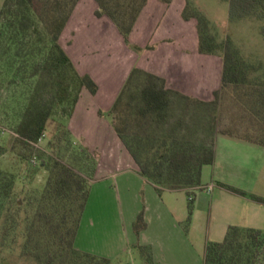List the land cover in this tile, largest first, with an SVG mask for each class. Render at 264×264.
I'll use <instances>...</instances> for the list:
<instances>
[{
	"label": "trees",
	"instance_id": "1",
	"mask_svg": "<svg viewBox=\"0 0 264 264\" xmlns=\"http://www.w3.org/2000/svg\"><path fill=\"white\" fill-rule=\"evenodd\" d=\"M95 1L98 5L95 15L98 18H109L133 51L141 53L154 49L153 46L143 48L130 41L136 22L149 0ZM160 1L171 4L173 0ZM225 1L229 3L230 20L252 17L264 20V9L260 6L262 0ZM79 2L80 0H5L0 11V45L4 48L2 57L7 58V74L13 75L9 83H17L18 78L24 81L26 77L23 75L26 73H29L30 78H38L29 103L21 112L15 128L17 142L23 146L34 149L33 145L44 137L49 120L60 109V117L62 120L67 118V123H60L58 130L66 137L64 140L68 143L67 151H70L74 142L68 121L74 113L81 92L83 89H87L92 95L98 92L97 83L89 75L78 72L60 42ZM187 8L188 3L183 17L190 20L185 13ZM261 34L264 36V24ZM199 50L206 55L215 53L205 49L200 39ZM238 65L237 51L231 40H226L223 46L221 88H226L227 76ZM42 88L47 91L46 98L40 93ZM219 94V90L214 92L217 99ZM126 98H130V103L125 102ZM175 98L186 105H217V102L206 103L168 88L164 78L135 67L108 115L118 137L137 163L141 176L153 184L159 194L165 190L186 191L189 222L194 195L190 190L202 187L203 169L214 163L216 139L213 147L209 148L206 144L199 145L180 137L171 130L158 128L166 120L167 111ZM100 115L103 113L100 112ZM261 131L263 134L256 138L240 136L232 130H223L218 134L264 148V125ZM84 148L82 151L86 154L91 152L86 146ZM76 156L79 154L75 152L72 158L75 159ZM92 157L94 175L98 154L94 153ZM40 166L50 172L47 186L41 195L31 196L32 199L26 206L16 197L15 179L0 172V225L4 222L7 231L17 232L24 224V251H30L38 264H113L107 258L79 251L75 247L93 182L88 183L72 167L55 158L43 159ZM217 185L264 204L262 197L219 182ZM146 226L140 215L134 225L136 234L139 235ZM44 235L48 239L43 241ZM41 247L44 248V254L40 252ZM54 247L56 252L53 254L50 249ZM138 248L143 264H154L151 247ZM204 264H264V233L253 228L229 227L222 242L207 244Z\"/></svg>",
	"mask_w": 264,
	"mask_h": 264
},
{
	"label": "rangeland",
	"instance_id": "2",
	"mask_svg": "<svg viewBox=\"0 0 264 264\" xmlns=\"http://www.w3.org/2000/svg\"><path fill=\"white\" fill-rule=\"evenodd\" d=\"M185 1L188 3L185 13L190 20L184 22L177 14V25L173 24L166 29L171 38H165L163 45L175 46L180 57L205 60L204 64L195 61V78H199L197 80L199 85L206 83L207 79L211 81L210 87L216 85V82L222 83L221 67L226 40H231L236 49L239 65L227 76L226 88H221L220 84L218 99L212 89L200 90L204 94L203 100H200L206 103L217 102L218 106H200L197 103H190L187 106L185 102L175 98L167 111L166 120L162 121L158 128L171 130L180 137L197 142L199 145L206 144L209 148L213 147L215 139L221 135L218 133L223 130H232L240 136L259 137L263 134L261 128L264 125V36L261 34L264 20L256 17L230 20L229 3L225 0H177L182 4ZM262 1L260 6L264 9V0ZM4 2L5 0H0V11ZM97 9L95 0H80L73 13L74 22L79 25L94 24L100 31L112 27L113 22L109 18H98L95 15ZM158 27L160 28L161 24ZM108 31L107 29L106 32ZM198 39L202 41L205 49L214 51V55L197 54ZM71 41L72 35L68 33L63 44L70 46ZM3 50L0 45V172L15 179L16 197L26 206L34 196L42 194L47 186L50 172L40 164L47 157L55 158L72 167L88 183L94 182L98 178L96 171L99 164L97 160L96 171L92 175L94 168L92 156L96 152L91 151L88 154L83 152L84 144L74 137L73 147L67 151L68 143L64 140L66 137L58 130L60 123H67V118L61 119L60 109H57L49 120L44 137L33 145L34 149L17 142L15 128L21 112L29 103L38 78H30L29 73H26L23 75L26 77L24 81L18 78L17 83H9L13 75L7 74V58L2 57ZM209 62L211 75L208 77L202 69H206L205 63ZM40 93L45 97L47 91L42 88ZM125 102L130 103V98H126ZM217 144L216 140L214 150L216 153L219 146L221 161L215 169L206 168L204 182L209 186L214 181L216 184L219 182L230 188L264 198V148L254 146L255 148L247 150L226 143L218 146ZM75 152L79 156L73 159ZM216 184L211 185L209 193H205L208 205L199 203L198 206L197 201L193 202V212L196 207L198 211L189 222L187 220L184 222V227L191 231L198 245L191 260L192 264H203L204 246L208 243L222 242L229 227L253 228L264 233V204L254 202ZM196 189L202 190L201 187ZM186 196V194L182 195L185 201ZM140 198L141 209L132 225V231L136 236L134 225L140 215L147 225L145 199L143 195ZM121 227L124 236L128 237L130 228L128 229L125 219ZM6 228L3 222L0 225V264H38L30 255V251H24V224L17 232L7 231ZM46 235L42 237L43 241L48 239L49 236ZM100 242V239H95V249H99ZM84 244L92 248V238L85 237ZM138 246L141 245H130L117 258L86 253L107 258L113 264H143ZM55 250V247L50 249L53 254ZM40 252L44 254V248L41 247Z\"/></svg>",
	"mask_w": 264,
	"mask_h": 264
},
{
	"label": "crops",
	"instance_id": "3",
	"mask_svg": "<svg viewBox=\"0 0 264 264\" xmlns=\"http://www.w3.org/2000/svg\"><path fill=\"white\" fill-rule=\"evenodd\" d=\"M185 7L186 1L183 4L177 0L171 4L160 0L148 1L130 36L133 44L143 48L154 47L141 53L133 51L126 44L114 23L107 28L108 32L106 28L100 31L94 24H77L72 15L61 36V45L78 72L89 75L98 85L95 95L87 89L82 90L68 121L73 137L96 152L99 160L96 171L98 178L91 186L75 240V247L79 251L117 258L130 245L138 244L151 247L154 264H192L197 243L191 231L184 227V222L189 218L188 198L186 201L182 198L186 191L165 190L159 194L154 185L141 176L137 163L118 137L108 115L135 67L164 78L168 88L198 99L204 98L200 90L212 89L213 94L218 90L221 83L216 82V85L210 87L211 81L207 79L206 83L199 85V78H195V61L204 64L203 58L180 57L175 46L162 43L165 38H171L166 29L173 24L177 25V14L184 22L189 21L183 17ZM68 33L72 35L70 46L63 44ZM196 51L201 56L206 55L200 53L199 39ZM205 64L206 69L202 71L209 77L210 62ZM222 73L223 64L221 76ZM216 140L217 146L226 143L247 150L258 146L224 135ZM218 147L214 163L203 169L202 190H190L194 193L193 202L197 201L198 206L199 203L208 205L205 193H209L211 185L216 184L214 181L210 186L207 185L203 177L207 167L215 169L219 165L221 160ZM141 195L146 204L147 228L136 236L132 225L141 209ZM196 211L198 207L191 217ZM123 219L130 228L128 237L122 231ZM87 236L92 238V248L84 244ZM95 239L101 241L99 249L94 248Z\"/></svg>",
	"mask_w": 264,
	"mask_h": 264
},
{
	"label": "built area",
	"instance_id": "4",
	"mask_svg": "<svg viewBox=\"0 0 264 264\" xmlns=\"http://www.w3.org/2000/svg\"><path fill=\"white\" fill-rule=\"evenodd\" d=\"M41 140H42V138L39 141H41Z\"/></svg>",
	"mask_w": 264,
	"mask_h": 264
}]
</instances>
